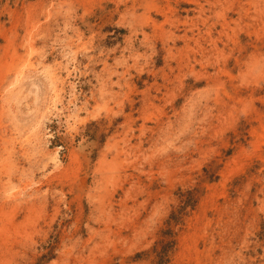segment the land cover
Instances as JSON below:
<instances>
[{
  "label": "rangeland",
  "instance_id": "rangeland-1",
  "mask_svg": "<svg viewBox=\"0 0 264 264\" xmlns=\"http://www.w3.org/2000/svg\"><path fill=\"white\" fill-rule=\"evenodd\" d=\"M169 240L264 264V0H0V264Z\"/></svg>",
  "mask_w": 264,
  "mask_h": 264
},
{
  "label": "trees",
  "instance_id": "trees-1",
  "mask_svg": "<svg viewBox=\"0 0 264 264\" xmlns=\"http://www.w3.org/2000/svg\"><path fill=\"white\" fill-rule=\"evenodd\" d=\"M196 204V200L194 198L193 192L189 191L188 192V197L185 198L183 201V205L179 208L178 211L173 212L169 218V223L168 224H177L180 221V218H182L185 210L190 207L194 208ZM173 231L171 228L167 229L164 231V235L167 236H172ZM174 246V240H169V241H162L160 242V246H156L154 248V253L157 258V264H167L168 259H169V253L171 249Z\"/></svg>",
  "mask_w": 264,
  "mask_h": 264
}]
</instances>
